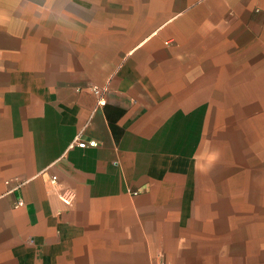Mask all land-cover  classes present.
<instances>
[{
	"label": "crops",
	"instance_id": "obj_1",
	"mask_svg": "<svg viewBox=\"0 0 264 264\" xmlns=\"http://www.w3.org/2000/svg\"><path fill=\"white\" fill-rule=\"evenodd\" d=\"M0 7V264H264V0Z\"/></svg>",
	"mask_w": 264,
	"mask_h": 264
},
{
	"label": "clouds",
	"instance_id": "obj_2",
	"mask_svg": "<svg viewBox=\"0 0 264 264\" xmlns=\"http://www.w3.org/2000/svg\"><path fill=\"white\" fill-rule=\"evenodd\" d=\"M3 0H0V3H2ZM12 2L18 3V0H12ZM11 17L9 16V13L2 7H0V27L7 25L10 23ZM192 159L194 162L195 167H200V161L206 160L209 167L214 165L218 159H219V152L216 149H212L211 151L201 152L199 150V145L197 146V150L194 151L192 155Z\"/></svg>",
	"mask_w": 264,
	"mask_h": 264
},
{
	"label": "built area",
	"instance_id": "obj_3",
	"mask_svg": "<svg viewBox=\"0 0 264 264\" xmlns=\"http://www.w3.org/2000/svg\"><path fill=\"white\" fill-rule=\"evenodd\" d=\"M93 89H94V93L98 97V103H100L102 101V99H103L105 88L104 87H101V88L94 87ZM96 145H97V142L95 140H88V141H80V142H78V146H80V147H85V146L94 147ZM64 202L68 203V200L64 199ZM21 203L22 202L19 201L17 204H21ZM153 264H166V263L164 262V260H158L157 262H155Z\"/></svg>",
	"mask_w": 264,
	"mask_h": 264
},
{
	"label": "rangeland",
	"instance_id": "obj_4",
	"mask_svg": "<svg viewBox=\"0 0 264 264\" xmlns=\"http://www.w3.org/2000/svg\"><path fill=\"white\" fill-rule=\"evenodd\" d=\"M56 1H61V0H56ZM222 159V156L221 155H219V159H218V163H221V160ZM244 173H246V177L248 178V179H255L256 180V182H257V184L259 183V182H264V170H258V171H247V172H244ZM216 175L218 176V177H220L221 178V175H222V172H221V170H219V171H217L216 170ZM262 189H264V187H258L257 188V190H262Z\"/></svg>",
	"mask_w": 264,
	"mask_h": 264
}]
</instances>
